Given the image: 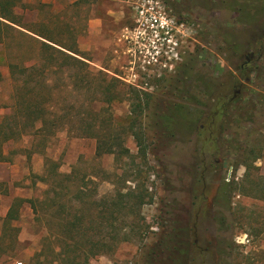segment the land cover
Listing matches in <instances>:
<instances>
[{
  "label": "rangeland",
  "instance_id": "1",
  "mask_svg": "<svg viewBox=\"0 0 264 264\" xmlns=\"http://www.w3.org/2000/svg\"><path fill=\"white\" fill-rule=\"evenodd\" d=\"M154 1L188 28V38L179 41L172 61L165 57L156 65L143 62L135 39L139 30L134 28L140 26L135 24L136 8H150V3L118 0L127 9L122 22L126 28L119 32L121 24L110 25L119 32L111 38L110 50L101 51L100 57L86 52L90 65L81 68L78 78L69 77L74 69L50 68L54 100L64 102L84 138H73L64 128L46 145L25 137L7 149L48 153V192L60 193L65 212L71 210L75 189L60 185L59 167L68 169L62 174H77L88 200L98 202V211L104 198L110 209L119 193L128 194V241L109 247L90 264H264V124H255L248 113L252 93L243 114L238 113V101L230 104L240 86L241 64L255 39L264 37V0ZM28 42L18 37L13 42L11 31L0 42V117L12 103L9 65L39 55L40 48ZM170 69L176 72L172 76ZM88 72L92 75L86 77ZM249 77L255 78L252 72ZM146 83L164 89L175 84L178 89L142 91ZM249 86L253 90V83ZM138 103L143 108L134 111ZM218 103L228 105L231 118L218 117ZM137 118L133 129L131 122ZM94 135L115 153L98 157L101 142L89 137ZM137 135L147 150L145 157L139 154ZM61 137L79 142L70 164L69 145L58 152ZM40 225L39 245L46 232ZM116 227L111 219L105 232L112 236ZM11 239L0 242L1 250ZM30 259L23 252L10 253L0 264H29Z\"/></svg>",
  "mask_w": 264,
  "mask_h": 264
},
{
  "label": "trees",
  "instance_id": "2",
  "mask_svg": "<svg viewBox=\"0 0 264 264\" xmlns=\"http://www.w3.org/2000/svg\"><path fill=\"white\" fill-rule=\"evenodd\" d=\"M9 27L8 24H0V40H4ZM39 51V64L9 65L14 87L12 103L5 106L8 112L0 119V162L8 160L4 153V146L24 136L38 138L40 143L46 145L61 129L68 128L69 133H74L73 138H84L80 134L82 126L77 124L75 118H69L70 113L66 111L67 106H63L64 102L54 100L50 68L56 66L63 70L74 69L75 72L69 77L78 78L81 68L89 67V65L44 42L41 43ZM89 75L92 73L88 72L86 77ZM2 80L3 75L0 72V81ZM92 81L90 80V85ZM136 98H140L138 94ZM141 108H143L142 104L138 103L134 111ZM90 110L95 113L94 108ZM137 123H139L138 118L131 122V127L134 129ZM91 126L92 124L89 127ZM137 136L140 146L139 154L145 157L147 150L139 135ZM89 137L101 142L100 136ZM114 153L115 150L111 145L106 146L102 142L97 145L98 157ZM57 176L61 178L60 185L63 188L71 190L73 186L75 197L70 200L71 210L67 212L65 211L68 207L62 203L63 197L55 189L49 199L35 204L33 202L36 221L44 227L46 232L41 240V250L30 264H90L93 257L105 253L109 247L128 241L127 231H124L127 225L126 209L130 205L126 198L128 194L119 193V201L112 200L115 210L109 209V199L104 198L103 203H100L102 208L98 211V202L88 200L76 173L66 175L57 169ZM45 179L50 182L47 176ZM91 183H94L93 180ZM140 199L141 205L143 196ZM76 200L78 204H75ZM39 207H43L44 212H41ZM91 210L93 213H89ZM111 219L118 223L112 236L105 232ZM54 227L58 230L53 231ZM11 231L15 233L18 230L11 229ZM6 238H8L6 234L1 236L0 242H4Z\"/></svg>",
  "mask_w": 264,
  "mask_h": 264
},
{
  "label": "crops",
  "instance_id": "3",
  "mask_svg": "<svg viewBox=\"0 0 264 264\" xmlns=\"http://www.w3.org/2000/svg\"><path fill=\"white\" fill-rule=\"evenodd\" d=\"M126 11V6L119 4L118 0H0V24L10 26L8 32L11 31L13 42L17 37L25 38L30 45L39 48L44 42L90 65V60L84 55L94 51L100 57L101 51L110 50L113 44L111 38L117 37L126 28L122 24ZM112 23L121 24L118 33L116 29H111ZM8 32L4 40H0L1 43L8 39ZM39 56L40 52L22 64H39ZM25 137L32 138L33 142L38 139L24 136L8 142L4 146L8 160L0 162V237L6 234L9 240L14 238L7 249L0 251V258L23 252L31 258L30 264L41 250V227L36 221L33 202L35 204L51 197V192H48L50 186L45 179L50 156L46 152L34 151L28 155L10 150V147L7 149ZM77 143L75 139L61 137L58 152L61 153L69 145L68 164L74 159L72 152L78 150ZM24 148L31 151V148ZM67 170L58 168L60 173ZM43 189H47L44 194ZM11 229L18 231L14 233Z\"/></svg>",
  "mask_w": 264,
  "mask_h": 264
},
{
  "label": "built area",
  "instance_id": "4",
  "mask_svg": "<svg viewBox=\"0 0 264 264\" xmlns=\"http://www.w3.org/2000/svg\"><path fill=\"white\" fill-rule=\"evenodd\" d=\"M150 3V8L141 6L136 8L139 31L136 33L139 53L144 54L143 62L147 65H156L161 59L175 56L179 41L188 38L185 24H179L171 18L166 9L154 0H140ZM156 3L155 5H152ZM18 264H24L19 262Z\"/></svg>",
  "mask_w": 264,
  "mask_h": 264
},
{
  "label": "flooded vegetation",
  "instance_id": "5",
  "mask_svg": "<svg viewBox=\"0 0 264 264\" xmlns=\"http://www.w3.org/2000/svg\"><path fill=\"white\" fill-rule=\"evenodd\" d=\"M137 20H135V24H138L140 20L138 21V17H136ZM134 30H139V27H135ZM134 35V33L132 32ZM132 38V37H131ZM193 38V36H192ZM247 59L244 60V62L241 64L240 68V76L238 79H240V86L236 89L233 98L230 100V104H233L234 102H239V106L237 107L238 113L243 114V106L246 104V100L249 96V93H252V98L250 102V109L248 110L249 115L253 114V120L255 124L262 121L264 124V37H258L255 39V42L253 43V49L251 53L247 54ZM172 59V58H171ZM170 59V61H172ZM179 65V62L176 64ZM172 70L168 72L171 74ZM252 72L254 74V79L249 77V73ZM176 72H174L175 74ZM165 74V73H163ZM174 74H171L174 75ZM244 78V79H243ZM253 83L254 87L253 90H249L250 86L249 83ZM152 83V81H151ZM175 85V84H173ZM169 84L164 87L162 85L155 84H147L145 87H141L142 91H171V90H177V86H173ZM262 89V90H261ZM222 105L216 108H220L221 110L220 115L218 117H230L228 113V105L225 103H221ZM237 116V114H235ZM231 118V117H230ZM252 118V117H251Z\"/></svg>",
  "mask_w": 264,
  "mask_h": 264
}]
</instances>
